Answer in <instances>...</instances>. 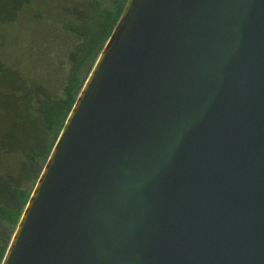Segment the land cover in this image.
Segmentation results:
<instances>
[{"label":"water","instance_id":"1","mask_svg":"<svg viewBox=\"0 0 264 264\" xmlns=\"http://www.w3.org/2000/svg\"><path fill=\"white\" fill-rule=\"evenodd\" d=\"M1 264H264V0H128Z\"/></svg>","mask_w":264,"mask_h":264},{"label":"rangeland","instance_id":"2","mask_svg":"<svg viewBox=\"0 0 264 264\" xmlns=\"http://www.w3.org/2000/svg\"><path fill=\"white\" fill-rule=\"evenodd\" d=\"M13 2L0 7V56H6L0 61V205L7 207L13 206L19 197L14 187L33 189L43 167L42 159L29 161L22 151H44L54 141V134L43 127L40 117L32 111L35 101L29 90L45 87L49 82L46 77L57 69L41 48L45 39L40 23H33L31 17L27 22L21 18L13 23L2 20ZM83 2L31 0L25 15L27 18L32 12L41 11L55 21L66 18L68 10ZM4 221L0 219L1 232L6 229Z\"/></svg>","mask_w":264,"mask_h":264},{"label":"trees","instance_id":"3","mask_svg":"<svg viewBox=\"0 0 264 264\" xmlns=\"http://www.w3.org/2000/svg\"><path fill=\"white\" fill-rule=\"evenodd\" d=\"M10 1L0 0V7ZM13 1L9 12L7 11V15L2 17V20L13 23L21 18L23 22H27L31 17L33 23H40L45 39L41 42V48L57 67L52 76L46 77L45 80H49V82L45 87L29 90L35 101L32 111L40 117L43 127L54 134V141L44 151L31 148L22 152L29 161L42 159L44 167L85 81L128 0H89V10L85 17H81L79 12L74 14L75 19L70 18L67 14L68 18L59 17L55 21L47 18L48 16L41 11L32 12L26 18L27 10L25 9L31 0ZM78 17L80 18L78 19ZM5 57L0 56V61H4ZM45 66H48L47 61ZM52 78L55 79V83ZM14 188L19 197L12 204L13 206L0 205V219L5 220L6 223V229L0 231V264L34 189Z\"/></svg>","mask_w":264,"mask_h":264},{"label":"flooded vegetation","instance_id":"4","mask_svg":"<svg viewBox=\"0 0 264 264\" xmlns=\"http://www.w3.org/2000/svg\"><path fill=\"white\" fill-rule=\"evenodd\" d=\"M89 0H84V2L82 4L73 6L72 9L68 10L66 13V18H68V16L72 19H75V13H81V17H85L88 13L89 10V5H88ZM68 14V16H67ZM80 17H78L79 19Z\"/></svg>","mask_w":264,"mask_h":264}]
</instances>
